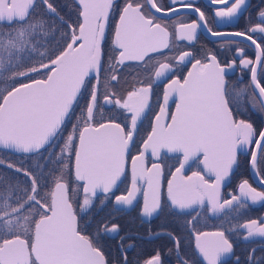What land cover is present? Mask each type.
I'll list each match as a JSON object with an SVG mask.
<instances>
[{
	"label": "snow or ice",
	"instance_id": "obj_1",
	"mask_svg": "<svg viewBox=\"0 0 264 264\" xmlns=\"http://www.w3.org/2000/svg\"><path fill=\"white\" fill-rule=\"evenodd\" d=\"M210 2L224 5L214 9V15L227 22L248 8V0ZM74 5L78 19L72 23L59 15L51 0H0V81L7 82L0 89V151L24 157L20 163L0 157V170L15 173L0 172V264H108L102 242L105 236L118 233L119 225L105 222L95 236L85 235L74 203L87 214L98 191L105 197L112 192L125 172L126 156L136 146L139 124L151 109L154 88L160 83L159 111L139 154L132 156L131 187L126 195L115 196L116 205L131 206L141 191L138 179L146 175L140 214L152 217L161 210L162 150L179 154V166L167 186L168 206L177 215H191L206 207L222 218L239 213L248 206L246 201L264 202V190H257L247 179L238 184L239 195L221 196L222 185L238 165L240 154L249 156V169L264 186V129L238 118L247 111L240 101L249 91L252 111L264 116V9L257 13L258 22L244 31L220 32L208 25L196 0H170L168 6L160 0H123L122 4L119 0H74ZM37 7L43 15L34 14ZM114 10L119 19L112 47L106 52V29ZM180 10H188L198 19L165 23V17ZM48 16L57 17L65 28L63 43L51 51L47 45L55 39V27L48 24ZM200 27L213 37L250 41L255 46V61L241 48L224 62L213 51L202 58L189 50L176 54L179 46L174 48L173 38L191 45ZM233 43L221 40L220 47L228 46L232 52ZM237 59L239 66L250 72V83L244 87L228 82ZM128 62H135L137 74L130 89L121 94L114 82L125 67L132 66ZM186 64L191 68L181 79L177 72ZM25 78L29 82L17 83ZM102 78L106 82L103 93ZM172 97L175 111L169 113ZM169 115L170 122L165 119ZM73 116L75 123L64 136L65 122ZM61 138L64 142L58 144ZM149 149L155 162L151 168H141L138 162ZM34 156L44 163L25 167L24 161ZM190 161L202 164L203 172L214 180L210 182L200 171L181 175ZM195 219L193 216L187 223L191 225ZM237 229L245 230L244 240L264 238V219L212 232L194 231V248L201 264H221L222 257L232 254L233 243L227 233ZM166 235L176 264H197L183 253L180 236ZM256 252L255 248L249 251L247 264H264V254L257 256ZM123 264H127L126 255ZM144 264H163L161 253L157 251ZM235 264H240L238 257Z\"/></svg>",
	"mask_w": 264,
	"mask_h": 264
},
{
	"label": "flooded vegetation",
	"instance_id": "obj_2",
	"mask_svg": "<svg viewBox=\"0 0 264 264\" xmlns=\"http://www.w3.org/2000/svg\"><path fill=\"white\" fill-rule=\"evenodd\" d=\"M164 6H168L170 0H160ZM119 3L122 4L123 0H119ZM197 5L206 13L208 17V25L212 28L213 31L220 32H236L244 31L246 27L250 24L254 25L258 22L257 13L260 9H264V0H248V8L242 15L233 19L231 22L221 21L219 18H216L214 15V9L219 7H224V5H213L210 0H196ZM53 4L57 8V11L60 16L64 17L65 21L75 23L78 19L77 8L74 5V0H54ZM154 11V10H153ZM158 16L163 15V13H157ZM56 23L61 25L59 19L55 16H51ZM119 19L118 11L114 10L109 18V24L106 29V40H105V51L112 47V37L115 29V24ZM198 19V17L192 14L188 10H180L174 16L165 17V23L169 25H174L178 21L182 20L185 23H191L192 20ZM62 26V25H61ZM61 29L63 32L65 28L62 26ZM174 31V28L170 29ZM58 29L55 28V39L57 43L62 44L61 36L57 38ZM233 40L234 43L230 45L232 52L228 51V46L224 49L220 47L221 40ZM174 40V48L178 45L177 50H189L194 53L196 58H202L203 54L207 51H213L219 54L221 62H224L225 59L231 60L233 58V53L236 48H241L244 50V53L248 59L255 61L256 50L255 46L251 45L250 41H244L241 37H213L207 30L203 27L197 29V36L195 41L189 45L187 41H178ZM107 59V57H105ZM131 67H125L122 72L119 73V81L114 82L116 91L121 94L125 93L126 90L130 89L132 82L136 77V68L135 62H128ZM259 67V66H258ZM191 68V64L182 65L180 70L177 72V75L183 78L187 74V71ZM43 73V72H42ZM41 73V75H42ZM260 72L258 70V76ZM33 78H40L33 74ZM228 82L230 85H238L239 87H244L250 83V72L247 69H242L239 66V60L237 59L236 67L234 70H230L228 73ZM29 80L27 78L17 81V83H27ZM167 82V81H164ZM5 81H0V89H3L6 86ZM106 82L101 79V92L104 91V84ZM162 92H163V83H160L158 87L154 88V94L152 97V107L147 112L146 116L139 124L138 133L136 136V146L130 150V153L126 156L125 159V172L122 174L121 179L117 182V185L114 186L112 192L105 197L104 195H97L93 197L94 204L91 207L90 211L87 214L83 213L82 218L86 223L85 227L82 230V233L89 236H95L97 229L102 223L107 222L109 226L112 223L119 225V232L113 233L105 236L104 240L110 241V243L115 247L113 250H106L103 248L105 258L108 261V264H123L124 257L126 255L127 262L130 260L131 256L135 260H139L143 256L140 255L143 251L142 247L147 246L148 243H152L159 238L163 240L162 247L157 245L152 251L151 254L145 257L142 261L137 264H144V262L151 258L157 251L161 253L163 264H176V255L173 251L169 253V249L173 247L172 242L168 239L166 233L172 232L180 236L182 239V251L190 259H194L197 264H201L202 258L199 257L198 253L193 249V240L192 235L194 231H207L212 232L216 231L220 227H230L237 224H243L247 220L264 219V202H258L257 204H252L251 201H246L247 207L242 209L239 213L232 212L230 215L223 216L222 218H217L211 214L207 208L193 211L191 215H177L171 210L168 206L166 200V192L168 186V180L172 179V173L175 171V168L179 166L176 157L179 155H165L162 152V158L164 159L163 164V175L160 178V188L162 193V207L161 210L154 214L152 217H144L140 214V210L143 207L144 197L143 189L147 188V176L143 180L138 179V187L141 189L137 193L136 199L134 200L131 206L126 208L117 209L115 208V196L116 195H126L128 189L131 187V178H132V156L139 154V149L142 146L143 140L147 138V135L151 132L152 123L155 119L156 113L159 111V102H162ZM250 91L244 98L240 101L241 105L247 109L243 111V114L238 116L248 120L253 123L254 127L257 129L264 128V116L258 115L256 112L252 111L248 101L250 99ZM174 97L169 101V113L174 111L175 102ZM1 102V101H0ZM102 102V97H101ZM84 103V100L81 99V104ZM76 113H79V107L75 109ZM108 113H105L107 115ZM170 122V115L165 118ZM72 123H75V116L72 117L71 121H66V132L70 131L72 128ZM44 156H47L48 153H43ZM19 156L24 160L23 154H9L6 152L0 151V157L9 160L10 157ZM37 161L42 164V160L39 156H36ZM249 156L246 154H240L238 157V165L234 168L233 173L231 174L228 181H226L221 188V196L224 199L230 198V194L235 193L239 195L238 184L244 180H249V183L256 187L257 190H264V186L259 185L256 182V179L253 177L249 165H248ZM155 162L151 153L145 154L144 160L138 162V166L141 168H151L152 163ZM193 171H201V167L198 161H191L187 166L186 170L181 173V175L187 177L191 176ZM4 172V170H0ZM6 175L7 173L4 172ZM210 182L214 180V177H206ZM179 179V177H178ZM46 190V189H45ZM103 200V204L101 201ZM78 213L80 211L79 205ZM119 206V205H118ZM76 204H74L75 212ZM81 212V211H80ZM193 216L196 217L193 224H188L187 221L191 220ZM158 233H163L162 235H156ZM230 241L233 243V253L225 257H222L221 264H235V260L238 257L240 264H247V256L251 249L255 248L257 250V256L264 254V238L261 237H252L249 240L243 239V234L245 233L244 229H237L227 233ZM123 238V240L121 239ZM165 240V241H164ZM145 243V244H144ZM131 245V247H129ZM103 247V244H102ZM122 248L124 249L122 251ZM140 255V256H138Z\"/></svg>",
	"mask_w": 264,
	"mask_h": 264
},
{
	"label": "trees",
	"instance_id": "obj_3",
	"mask_svg": "<svg viewBox=\"0 0 264 264\" xmlns=\"http://www.w3.org/2000/svg\"><path fill=\"white\" fill-rule=\"evenodd\" d=\"M51 2L53 3L54 0H51ZM34 14H40V15H43V12H42V10H41L39 7H37L36 9H34ZM46 19H47L48 24H50V25H54V27L58 29V35H57V38H58L59 36H62V35H63V30L61 29L62 26H61L60 24L56 23V21H55L51 16L46 17ZM5 27H6V26H5ZM56 43H57V39L52 40V41L49 43V45H47V49H48L49 51L54 50V49L56 48V46H57ZM41 51H44V49H41ZM42 75H43V73H42ZM64 129H65V131H64L63 135L66 136V135L68 134V132H69V131L66 132V124L64 125ZM63 142H64V141H63V139L61 138V139L58 141V144H63ZM56 150L59 151V147H58V146H57V149H56ZM9 160H11L12 162H15V163H20V162L23 161L19 156L10 157ZM37 162H38V161H37L36 156L31 157V158L27 159L26 161H24V163H25V167H33ZM42 163H44L43 160H42ZM6 173H7L6 175L15 176V173H12V172H6ZM23 179H24V178H23L22 176L19 177V180H20V181H22ZM14 183H15V181H14ZM74 204H76L75 212L77 213L78 224H79V226H80V228H81V231H82L83 228L85 227L84 223H86V221H84V219H81L83 213L80 212V211H79V213H78V206H77V203H74ZM164 241H165V240H164ZM163 243H164V242H163V240H162L161 238H159L158 240H156V241H154V242H152V243H148L147 246H143V247H142V249H143L144 252H142L140 255H142L143 257H142V258H139V260H135V259L131 256L130 260L128 259L127 264H137V263H139V262L142 261L145 257H147L148 255H150V254H151V251H152L157 245H159V247H162ZM102 244H103V248L106 249L107 251H108V250L110 251V250L115 249V247H114V246L110 243V241H108V240H103ZM144 244H145V243H144ZM140 255H138V256H140Z\"/></svg>",
	"mask_w": 264,
	"mask_h": 264
},
{
	"label": "water",
	"instance_id": "obj_4",
	"mask_svg": "<svg viewBox=\"0 0 264 264\" xmlns=\"http://www.w3.org/2000/svg\"><path fill=\"white\" fill-rule=\"evenodd\" d=\"M170 99H171V98H170ZM1 102H2V101H1ZM174 111H175V108H174ZM174 111H173V112H174ZM263 129H264V128H263ZM162 152H163L165 155H177V154H174V153H167L166 150H162ZM150 153H151V150L149 149L145 154H150ZM201 158H202V157H201ZM153 159L155 160L154 157H153ZM190 162H191V161H190ZM188 165H189V164H188ZM188 165L185 166V168H184L183 171L186 170V168H187ZM200 167H201V171H202V173H203L204 176H206V177H208V178H210V177L213 178V176L209 175V174L206 173V172H203V165H202V164H200ZM97 195H103V194L100 193V192L98 191ZM166 200H167V192H166ZM167 203H168V201H167ZM114 205H115V208H117V209H121L120 206H118V205H116V204H114ZM158 234L162 235L163 233H158ZM156 235H157V234H156ZM192 240H193V249H194V251L196 252V250H195V248H194V245H195V236H194V235H192Z\"/></svg>",
	"mask_w": 264,
	"mask_h": 264
}]
</instances>
